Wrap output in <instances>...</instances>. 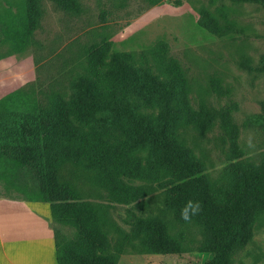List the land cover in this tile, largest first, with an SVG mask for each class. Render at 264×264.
Returning <instances> with one entry per match:
<instances>
[{
  "label": "trees",
  "instance_id": "trees-1",
  "mask_svg": "<svg viewBox=\"0 0 264 264\" xmlns=\"http://www.w3.org/2000/svg\"><path fill=\"white\" fill-rule=\"evenodd\" d=\"M40 1L26 0L20 17L12 21L0 18V44H9L14 52L25 51L41 28ZM51 1L64 12H82L78 0ZM163 1L147 0L151 6ZM232 1L264 7V0ZM199 24L220 38L244 31L230 18L226 5L215 14L202 10ZM112 49L113 43L105 41L87 50L83 80L77 81L71 99L56 95L48 106L35 101L24 112L14 107L25 105V98L10 95L0 100V158L9 170L32 176L34 185L26 179L20 182L29 193L26 200L50 204L54 222L74 229L71 238L59 230L54 232L58 264H117V257L110 253L107 210L61 179L60 171L67 163L91 172L111 205L146 199L151 190L138 182L158 184L166 191L167 205L177 221L202 229L204 241L199 251L214 254L204 264H231L233 252L251 240L255 219L264 211V161L249 166L233 163L229 184L215 186L178 131L194 127L205 132L218 118L231 129L229 111L193 108L186 71L169 55L166 42H158L139 56ZM243 66L264 75V56L256 67L250 60ZM216 85L220 91L217 80ZM130 97L133 105L113 118V126L93 124L99 121L97 113L117 109ZM257 122L264 130V106ZM188 200L198 201L202 210L184 221L181 209ZM126 239L142 241L156 255L189 251L186 233L174 237L158 219L142 220Z\"/></svg>",
  "mask_w": 264,
  "mask_h": 264
},
{
  "label": "rangeland",
  "instance_id": "rangeland-1",
  "mask_svg": "<svg viewBox=\"0 0 264 264\" xmlns=\"http://www.w3.org/2000/svg\"><path fill=\"white\" fill-rule=\"evenodd\" d=\"M176 1L164 0L151 6L147 0H78L82 12L75 15L60 10L51 0H41V28L25 51L14 52L9 44H0V100L21 96L27 103H18L14 109L24 112L33 108L35 101L48 106L56 95L71 99L77 81L83 80L86 52L92 45L108 41L113 43V52L139 56L164 41L169 55L186 71L193 108L206 106L230 113L231 129L218 118L205 132L194 127L178 131L180 140L204 165L212 183L217 187L229 184L233 163L249 166L264 161V130L257 122L264 106V75L243 66L250 60L256 67L264 56V7L232 0H181V5ZM25 3L26 0H0V18L9 22L20 17ZM222 5L230 8V18L244 28L243 32L220 38L200 26L202 10L215 14ZM126 100L119 109L97 113L95 118L99 121L93 124L99 128L113 126V118L125 113L127 105H133V97ZM6 122L13 127L11 119ZM2 162L1 157L0 195L28 199L29 193L20 182L26 179L34 185L32 176L13 172ZM60 176L76 187L83 198L107 210L110 253L117 257V264H204L214 258V254L199 251L204 241L202 229L177 221L167 205L166 191L158 184L138 182L151 190L146 199L130 205H111L91 172L67 163ZM41 204L51 215L50 204ZM144 219L163 221L174 237L185 232L189 251L156 255L142 241L129 242L126 238L134 235ZM50 226L67 238L74 234V229L53 219ZM119 248L123 250L120 252ZM231 264H264V211L255 219L251 240L233 252Z\"/></svg>",
  "mask_w": 264,
  "mask_h": 264
},
{
  "label": "crops",
  "instance_id": "crops-1",
  "mask_svg": "<svg viewBox=\"0 0 264 264\" xmlns=\"http://www.w3.org/2000/svg\"><path fill=\"white\" fill-rule=\"evenodd\" d=\"M42 207L0 195V264H58L52 216Z\"/></svg>",
  "mask_w": 264,
  "mask_h": 264
},
{
  "label": "clouds",
  "instance_id": "clouds-1",
  "mask_svg": "<svg viewBox=\"0 0 264 264\" xmlns=\"http://www.w3.org/2000/svg\"><path fill=\"white\" fill-rule=\"evenodd\" d=\"M201 205L198 201L188 200L181 209V219L190 221L191 218L201 211Z\"/></svg>",
  "mask_w": 264,
  "mask_h": 264
}]
</instances>
